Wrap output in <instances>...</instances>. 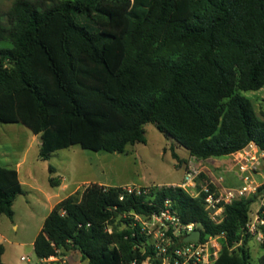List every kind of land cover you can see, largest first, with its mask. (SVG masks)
Masks as SVG:
<instances>
[{
  "label": "trees",
  "instance_id": "trees-1",
  "mask_svg": "<svg viewBox=\"0 0 264 264\" xmlns=\"http://www.w3.org/2000/svg\"><path fill=\"white\" fill-rule=\"evenodd\" d=\"M178 1L14 0L5 16L0 11V122L41 137L43 161L75 145L124 153L146 144L147 124L198 160L252 143L264 152V112L242 95L264 88V0H184L188 17L173 19ZM128 3L120 37L103 31L100 22L114 17L109 7ZM263 191L226 205L217 223L205 194L168 187L120 201V187L90 184L52 209L35 254L41 264L60 251L88 264H161L124 215L160 212L168 200L182 223L197 224L202 242L224 235L215 264H251L245 229ZM23 194L17 170L0 165V216L12 220ZM4 253L0 245V264Z\"/></svg>",
  "mask_w": 264,
  "mask_h": 264
},
{
  "label": "rangeland",
  "instance_id": "rangeland-1",
  "mask_svg": "<svg viewBox=\"0 0 264 264\" xmlns=\"http://www.w3.org/2000/svg\"><path fill=\"white\" fill-rule=\"evenodd\" d=\"M14 0H0V11L3 16L7 14ZM131 4L121 7H109L114 15L111 21H102L100 26L103 31L120 37L126 24V13ZM189 15L187 2L178 1V7L173 19H185ZM255 106L259 116L264 112V88L258 91L242 92ZM146 144L128 145L124 153L95 152L83 149L79 145L54 152L48 160H41L40 140L26 126L3 124L0 122V162L4 166H16L22 162V168L34 172L33 181L21 178L25 183L36 186L37 190H29L27 196H21L14 203V218L0 216V234L4 236L1 244L5 247L3 262L6 264H41L34 250V242L41 232L44 222L53 205L76 188L83 190L89 181H99L108 185L142 186L152 185L178 186L183 182L186 170L190 166L189 152L179 146L173 139L162 134L153 124H147ZM177 154L178 159L173 156ZM189 160V161H188ZM195 166L202 170L197 189L202 184L214 181L213 176L206 174L209 167L204 160L193 161ZM187 166V168L185 167ZM54 171L51 172L50 168ZM204 169V170H203ZM63 181L65 188L53 187L50 179ZM260 187L264 186V159L261 168L255 175ZM264 192V191H263ZM264 195L257 199L252 206V214L264 209L262 202ZM251 214V215H252ZM17 225V229H15ZM118 229H123L124 224L118 221ZM110 234L114 232L109 225ZM251 264H260L264 255V244L252 238L249 243ZM25 257L27 260H21ZM66 264H88L78 253L59 252L57 257Z\"/></svg>",
  "mask_w": 264,
  "mask_h": 264
},
{
  "label": "built area",
  "instance_id": "built-area-1",
  "mask_svg": "<svg viewBox=\"0 0 264 264\" xmlns=\"http://www.w3.org/2000/svg\"><path fill=\"white\" fill-rule=\"evenodd\" d=\"M264 159V152L252 143L245 150L235 154V164L242 184L236 188H229L223 184L221 177L217 181L202 184L197 189L202 170L195 166L193 158L186 170L183 182L178 186L152 185L142 186H121L123 193L120 201H124L126 195L143 196L149 195L157 190L168 187H179L189 193L192 197L198 198L205 194L206 209L210 217L217 223L223 219L226 205L231 204L239 198L248 197L258 193L260 185L255 179ZM264 205V201L262 202ZM124 218H130L134 226L140 227V233L144 235L153 246L156 255L161 259V264H215L222 249L221 239L224 235L209 237L206 241L185 244L183 239L198 229L197 224H184L172 207V203L165 201L160 212L153 214H138L135 212L126 213ZM246 234L258 242L264 244V209L251 215L246 225ZM182 240L183 245H177ZM23 261L27 259L22 257ZM46 264H66L57 257H51L45 261ZM149 264V259L144 263Z\"/></svg>",
  "mask_w": 264,
  "mask_h": 264
},
{
  "label": "crops",
  "instance_id": "crops-1",
  "mask_svg": "<svg viewBox=\"0 0 264 264\" xmlns=\"http://www.w3.org/2000/svg\"><path fill=\"white\" fill-rule=\"evenodd\" d=\"M261 90H263V88ZM193 158L194 157L190 156L189 160L191 161ZM204 162H207V165H209V167H206L204 172H206V174L209 175V176H213L212 179L214 181H217V180H219L222 177L223 180H224L223 184L225 186L229 187V188H236V187H239L242 184V181L240 179V176H239V173L237 171L236 164H235V155L228 156V157H223V158H210L208 160H204ZM0 165L4 166V165L1 164V162H0ZM4 167L17 170V172L19 174V179H20V181H21V183L23 185L24 191H25V194L20 195L19 197L28 195L29 190H27L25 188V186H27V185L30 186L31 190H33V191L37 190L36 186H34L32 184H29V183H25L22 180V178H21V174L22 173H24L26 179H29V181H31V182L33 181V178H34V172L31 169L30 170L23 169L22 168V162H19L18 164H16V166H12V167L11 166H4ZM185 167L187 168V166H185ZM63 181H64V179H62L61 185L59 186V188H63V189L65 188V186L63 185ZM90 184H99V185L105 186V187H121V186H118V185L104 184L103 182H99L97 180L89 181L86 184V186L90 185ZM77 191H79V188H76L73 191H71L68 194L67 197L75 194ZM18 198L16 199V201L18 200ZM62 200L57 201L53 205L52 209L56 206V204H58ZM13 208H14V206H13ZM15 229H17V225H15ZM3 240H4V236L0 234V245H3V244H1Z\"/></svg>",
  "mask_w": 264,
  "mask_h": 264
},
{
  "label": "water",
  "instance_id": "water-1",
  "mask_svg": "<svg viewBox=\"0 0 264 264\" xmlns=\"http://www.w3.org/2000/svg\"><path fill=\"white\" fill-rule=\"evenodd\" d=\"M38 138L40 140V143L42 144L44 142V140L41 137H38ZM201 237H202V233H201L200 230L197 229L192 234H190L187 237H185L183 239V242L185 244H188V243H198V242H200Z\"/></svg>",
  "mask_w": 264,
  "mask_h": 264
}]
</instances>
